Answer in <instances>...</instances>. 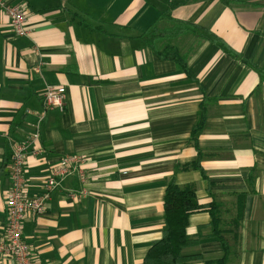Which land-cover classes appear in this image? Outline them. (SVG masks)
Masks as SVG:
<instances>
[{"label":"crops","instance_id":"crops-1","mask_svg":"<svg viewBox=\"0 0 264 264\" xmlns=\"http://www.w3.org/2000/svg\"><path fill=\"white\" fill-rule=\"evenodd\" d=\"M5 1L24 6L29 32L16 36L0 8V234L11 150L37 131L25 198L65 156L85 159V178L59 179L43 214L24 217L32 264H140L170 179L220 206L227 264H264V0ZM167 46L185 71L158 56ZM47 86L65 87L62 112L44 108ZM198 155L201 171L180 169ZM210 220L188 218L192 264L224 254Z\"/></svg>","mask_w":264,"mask_h":264},{"label":"built area","instance_id":"built-area-1","mask_svg":"<svg viewBox=\"0 0 264 264\" xmlns=\"http://www.w3.org/2000/svg\"><path fill=\"white\" fill-rule=\"evenodd\" d=\"M0 8L4 11L18 37L29 32L27 15L24 6L9 4L0 0ZM43 106L46 110H64L66 89L63 86H47L45 88ZM39 153L38 133L35 131L24 141L16 144L10 156V186L5 196L6 225L0 234V256L11 258L14 264H32L29 246L22 239V222L27 214L39 216L45 210V202L50 192L58 185V180L76 174L80 181L85 178V159L81 156H65L52 170L44 184V190L34 198L24 197L25 180L23 177L27 155ZM82 194L85 191L82 190Z\"/></svg>","mask_w":264,"mask_h":264},{"label":"trees","instance_id":"trees-1","mask_svg":"<svg viewBox=\"0 0 264 264\" xmlns=\"http://www.w3.org/2000/svg\"><path fill=\"white\" fill-rule=\"evenodd\" d=\"M224 5L231 4V0H222ZM201 30L202 34L209 41H212L221 50L229 51L225 44L218 38L213 37L208 31ZM162 60H168L175 63L181 71L186 70V59L181 56L178 50L173 46H167L157 52ZM203 123L202 112L199 122L193 127L191 137L194 138L197 131ZM181 170L197 169L202 170L199 161V155L193 162L184 164ZM178 170V168H177ZM163 218L164 229L161 238L151 242L140 264H192L200 260L199 256L184 255L183 249L197 245L198 240L191 238L186 233L188 218L191 214L197 212H207L210 216L209 225L213 228V236L217 237L223 247L224 254L217 260L205 261L203 264H227V242L221 237L219 226V205L214 202L199 204L196 200L195 187L192 184L183 187L178 186L174 179L167 181L163 193Z\"/></svg>","mask_w":264,"mask_h":264}]
</instances>
